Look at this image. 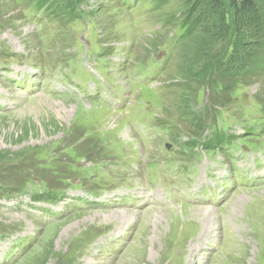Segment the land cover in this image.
<instances>
[{"label": "rangeland", "instance_id": "1", "mask_svg": "<svg viewBox=\"0 0 264 264\" xmlns=\"http://www.w3.org/2000/svg\"><path fill=\"white\" fill-rule=\"evenodd\" d=\"M36 4L37 0H0V264H109L110 259L98 261L86 251L98 245L104 234L124 231L126 246L114 264H264V184L253 180L254 187H244L230 174L233 167L250 166V154L261 153L248 175L264 178V140L251 133L232 141L220 128L228 135L234 130L241 134L238 128L263 124L264 74L250 72L245 85L237 86L230 75L225 77L231 68L220 66L226 43L218 41L184 82L181 76L194 56L193 46L190 38L175 47L169 40L182 20L172 22L169 18L175 14L194 18L200 26L214 20L206 3L167 0L157 13L139 21L137 32L127 28L131 18L118 0H80L73 15L64 12L58 17L36 13ZM79 18L83 24L75 21ZM241 19L248 21L246 16ZM260 20L264 27V7L253 23L242 25L246 38L230 62L234 71L249 60L253 49L248 42H264L262 28L257 27ZM156 22L163 25L152 33ZM200 32H194L196 40ZM123 44L129 47L125 59L114 51ZM83 47L92 48V54L99 48L110 60L113 74L115 63L124 59L120 73L111 78L116 84L113 90L125 89L121 92L126 96L125 116H110L100 102L86 99L96 90L101 95L103 89L96 85L94 91L92 79L80 81ZM166 52L171 54L167 63L162 60ZM153 61L160 66L151 78L146 76L152 91L132 89L127 71L137 66L148 70ZM24 62L34 65L39 74L31 76L33 91L28 97L10 83L23 72L35 73ZM145 106L149 107L145 111H153L151 115L137 108ZM137 121L143 126L133 125ZM165 127L173 134L168 138L162 135ZM213 132L222 137L224 147L229 143L228 157L204 152L196 158L192 153L176 155L175 162L193 168L185 175L169 166L172 155L164 152V144L177 150L172 138L181 143L193 137L202 141ZM189 145L195 152L198 143ZM220 159L225 161L218 163ZM209 175L218 181L228 175L229 180L213 196L192 199L191 188L209 183ZM73 179L72 187H66ZM66 188L70 195L111 191L102 196V205L76 209V204L58 212L60 203L52 208L63 215L60 219L38 217V207L49 208L56 202L33 205L27 194L46 200V190L57 194ZM127 188L137 190L134 205L118 200ZM13 240L17 244L11 250Z\"/></svg>", "mask_w": 264, "mask_h": 264}, {"label": "trees", "instance_id": "2", "mask_svg": "<svg viewBox=\"0 0 264 264\" xmlns=\"http://www.w3.org/2000/svg\"><path fill=\"white\" fill-rule=\"evenodd\" d=\"M80 0H37V4L34 6V11L37 13L43 14H52L61 16L64 12H71L73 15L75 3H79ZM167 0H154L152 3L156 7V12L160 10L164 3ZM206 3V6L213 16L214 20H208L207 25H195L194 18L188 17L181 18V15L175 14L169 19L173 22L177 19H182L177 23L175 29L179 36L177 37L176 45L190 38L189 43L193 46L194 52L191 56L190 62L187 63L186 71L182 74L181 80L188 82V78L191 70H193L196 64H199L204 61L206 55L211 52L213 45L216 42H225L226 46L224 48V60L221 61V68L231 70L230 73L225 75V77L233 78V82L237 86L245 85L244 78L250 72H258L259 74H264V42L258 44L256 41L248 42L251 50L250 57L248 62L234 71V67H229L230 62L235 58L237 54V47L241 44L242 40H245L246 36L242 31V25L245 26L247 22L255 21L256 14L261 11V8L264 7V0H203ZM63 4L61 5V3ZM154 13V14H155ZM242 16H246L247 20H242ZM246 22V23H245ZM256 22H254L255 25ZM253 25V26H254ZM201 27V28H200ZM215 27H217L215 29ZM257 27L262 28L261 37L264 38V27L262 20L257 23ZM196 29H199L201 32L199 34V40H196L194 32ZM155 33L156 31H151ZM194 39L196 41H194ZM175 47V45L173 46ZM228 67V68H227ZM248 76V75H247ZM180 80H175V82ZM181 83V82H180ZM242 87H239V89ZM238 91V87L235 88V92ZM239 96V93L236 92ZM214 138L216 140L208 139L206 146H209L212 142L222 141V137L215 134ZM194 143L196 139L193 140ZM192 141V142H193Z\"/></svg>", "mask_w": 264, "mask_h": 264}, {"label": "bare ground", "instance_id": "3", "mask_svg": "<svg viewBox=\"0 0 264 264\" xmlns=\"http://www.w3.org/2000/svg\"><path fill=\"white\" fill-rule=\"evenodd\" d=\"M211 209V208H210ZM253 215V214H252ZM119 216V215H118ZM257 218V217H256ZM253 219V218H252ZM94 222V221H93ZM206 222V221H205ZM249 222H250V220H249ZM257 223V222H256ZM210 225V224H209ZM215 226V225H214ZM207 227V226H206ZM208 229H210V228H208ZM87 231V230H86ZM204 232V231H203ZM208 234V233H207ZM68 236V235H67ZM248 236V235H247ZM233 237V236H232ZM78 239V238H77ZM72 241V240H71ZM79 243V242H78ZM80 244V243H79ZM261 244H262V242H261ZM76 245V244H75ZM78 246V245H77ZM74 248V247H73ZM77 248V247H76ZM248 249V248H247ZM166 250V249H165ZM54 251V250H53ZM59 255V254H58ZM68 255V254H67ZM56 258V257H55Z\"/></svg>", "mask_w": 264, "mask_h": 264}]
</instances>
